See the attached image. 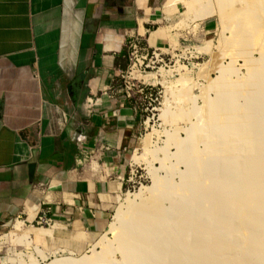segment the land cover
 I'll use <instances>...</instances> for the list:
<instances>
[{
  "label": "crops",
  "instance_id": "crops-1",
  "mask_svg": "<svg viewBox=\"0 0 264 264\" xmlns=\"http://www.w3.org/2000/svg\"><path fill=\"white\" fill-rule=\"evenodd\" d=\"M182 11V0H0V230L42 210L106 227L142 125L118 77L133 43L172 47L194 23Z\"/></svg>",
  "mask_w": 264,
  "mask_h": 264
},
{
  "label": "bare ground",
  "instance_id": "bare-ground-1",
  "mask_svg": "<svg viewBox=\"0 0 264 264\" xmlns=\"http://www.w3.org/2000/svg\"><path fill=\"white\" fill-rule=\"evenodd\" d=\"M211 1L189 5L193 19L210 16L215 8L224 26L217 52L200 48L211 53L199 68L203 104L184 114L192 120L184 138L167 132L163 147L150 148L151 133L144 143V158L157 159L165 174L148 168L151 186L117 209L112 238L96 243L100 251L47 264H264V0L247 1L246 9L240 7L244 0ZM232 17L238 22L226 28ZM225 56L231 58L227 64ZM238 59L246 69L241 74ZM210 71L219 75L211 78ZM132 75L158 82L155 73ZM10 234L12 243L25 245L31 234L51 236L46 229L24 231L20 221Z\"/></svg>",
  "mask_w": 264,
  "mask_h": 264
},
{
  "label": "rangeland",
  "instance_id": "rangeland-1",
  "mask_svg": "<svg viewBox=\"0 0 264 264\" xmlns=\"http://www.w3.org/2000/svg\"><path fill=\"white\" fill-rule=\"evenodd\" d=\"M199 1L202 2V0ZM199 1L182 0L181 22L187 19L188 24L191 21H194V23L191 26L188 25L186 32L180 34V30L176 31L177 38L170 49L160 52H148L146 59L132 57L129 60L128 68L122 76L118 77V88H122L141 108L142 125L137 139L127 153L128 168L121 189L114 193L112 197L110 196L111 201L108 208L106 227L99 232L91 231L88 228L76 225L70 217L60 214L51 215L46 213L42 217L37 215L32 219H29L30 216H20L0 230V264H29L30 261L47 264L52 260L62 259L63 257L80 258L83 255L90 254L92 249L100 251V247L96 243L102 237L112 238L110 227L111 224L116 222L117 209L120 208L129 195L151 186L152 179L149 169L151 167L157 169L160 176L165 174L164 169L160 168V163L155 161L157 159L152 162L151 158H144L146 136L152 133L150 148L163 147L167 132L177 131L179 137H185V128L189 127L192 120L190 121L184 114L203 104L200 88L205 84V79L199 74V68L206 65L211 58L210 52L201 51L200 48L201 46H209L212 52H217V40L224 28L220 21L219 28H215L212 32L199 28L198 23L200 21L212 16L219 18V14L214 8V13L210 16L193 19V11L189 5L197 7ZM241 1L243 0H239V2ZM244 1L241 2L240 6L242 9L247 8V1L250 0ZM211 3L215 4L216 0H212ZM232 18L233 20L228 21L230 24H226V28H234L238 22L235 19L236 17ZM179 25L178 23L177 27ZM254 56L257 57L258 54L254 53ZM242 60H237L236 66L238 68L243 63ZM230 61L229 56H225L223 59L224 64ZM133 62H135V65L131 68ZM146 63L149 64V67L144 66ZM133 70L141 74L155 73L158 82L154 84L147 83L142 78L132 75ZM244 72H246V69L242 67L237 73ZM218 75L219 73L216 71L209 72L211 78H216ZM230 76L232 79L236 78L235 74ZM210 95L213 96V93L211 92ZM168 151L174 153L175 147L170 145ZM157 153H160V158L163 157L161 152ZM159 156L157 155V157ZM145 159L147 162H145ZM177 167L179 170L184 169L181 164H178ZM177 180L178 177L176 176L175 181ZM16 221L22 222L24 231L28 228L46 229L51 232V236L31 234L32 242L30 245L12 243L9 238L13 235L10 232L15 231ZM38 251L42 253L43 257ZM114 257L116 260L120 259L118 253H115Z\"/></svg>",
  "mask_w": 264,
  "mask_h": 264
},
{
  "label": "built area",
  "instance_id": "built-area-1",
  "mask_svg": "<svg viewBox=\"0 0 264 264\" xmlns=\"http://www.w3.org/2000/svg\"><path fill=\"white\" fill-rule=\"evenodd\" d=\"M153 52H154V51H153ZM129 55H130V56H129V60H131L132 57H135V58H136V57H140V58H142V59H146V56L148 55V52L142 50V49L139 47V45H138L137 43H133V44L131 45ZM141 62H143V61H141ZM141 62H140V64H141ZM140 64H139V65H140ZM134 65H135V62H133V64L131 65V68H132ZM144 66H145V67H149V64L146 63ZM140 67H141V66H140ZM46 213H48L47 210H42V211L38 214V216H39V217H42V216H44Z\"/></svg>",
  "mask_w": 264,
  "mask_h": 264
}]
</instances>
